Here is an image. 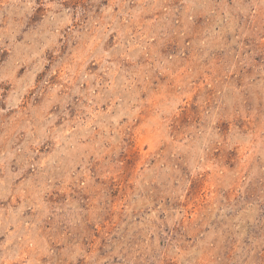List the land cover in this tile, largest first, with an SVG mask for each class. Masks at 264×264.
Here are the masks:
<instances>
[{"label":"rangeland","instance_id":"1","mask_svg":"<svg viewBox=\"0 0 264 264\" xmlns=\"http://www.w3.org/2000/svg\"><path fill=\"white\" fill-rule=\"evenodd\" d=\"M0 264H264V0H0Z\"/></svg>","mask_w":264,"mask_h":264}]
</instances>
